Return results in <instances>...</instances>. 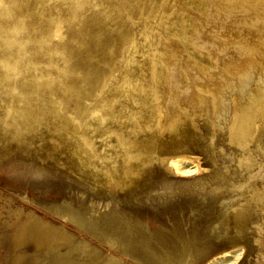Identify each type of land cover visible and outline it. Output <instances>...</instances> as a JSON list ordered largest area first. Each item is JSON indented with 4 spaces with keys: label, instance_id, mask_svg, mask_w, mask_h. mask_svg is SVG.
<instances>
[{
    "label": "rangeland",
    "instance_id": "374dc122",
    "mask_svg": "<svg viewBox=\"0 0 264 264\" xmlns=\"http://www.w3.org/2000/svg\"><path fill=\"white\" fill-rule=\"evenodd\" d=\"M24 1H28V5ZM24 1H22L24 3V10L32 11L25 15V19H23L25 27L20 28V32L16 38L32 37L25 43L26 54L20 60H17L15 55L10 54V65L5 64L1 59H4L6 55H9L17 47L15 44L8 45L5 41L16 33L12 28V24H20V21L18 20V23H14L13 19L5 14L3 6L0 4V144H3L0 145V150L6 148L4 150L5 152L0 151V264H264V124H262L264 123V109L262 106L264 105V98L260 99L262 101H260L261 104L258 106V109H249L246 111L247 113L245 112L250 121L248 130L251 127V131H249L250 133H254V135H249L246 131L245 138L242 136L235 138L232 131H230V120L233 113L230 105H227V101L231 102L233 100V94L240 91V89L242 90V87L247 85L250 80V78H247L243 74L244 70L239 65L243 63L242 66H245L243 61L241 63V60H244L242 57L246 58V61H244L247 67L253 69L251 66L255 68L261 61V67L262 69L264 68V61H262L264 59L262 57L264 56V18L262 19V16L264 17V15L258 9L259 7L254 8L257 5L252 2L251 4L248 3V6L245 4L246 8H248L246 10H242V7L234 5L232 6L233 8L230 7L231 11L228 6L223 5V7H220L219 4L210 3L212 0H205L210 4L204 1L205 8L196 7L186 0H166L163 4L155 6L146 17L128 15V12L125 11L119 16L120 18L117 17V19H114L116 21H120V19L127 21L128 16H131V19L129 17L131 23L128 20L126 26L127 28L131 26L129 28L130 32H133L132 35L137 38L133 36L138 43L137 47L139 49L135 47L137 49L134 48L135 50L132 53H129L131 48L126 50L127 53L122 57L123 59L121 58L119 68L117 67L118 70L109 79V84L107 83L106 87L110 91L106 88L103 91L105 94L103 93L100 99L106 98L109 94L113 95L114 90L115 94H120L115 86L118 83H123L126 66L133 68V72L137 75L136 77L143 78L142 80L146 81L153 70L152 59L154 57L152 54L157 52L156 54L160 55L159 53L163 52L161 53L163 57L158 56V58L168 60V62L164 60L163 64L165 65L163 66L166 73H168L167 75H169L167 79L169 82L167 80L165 81L163 84L165 89L162 88L161 95L156 97L158 99L152 101V103H156L155 105L158 110L160 109L159 112L161 113V115L157 116L159 120L157 119L156 121L158 122V124L156 123V129L159 131L162 128L160 129L162 131H159L161 135L162 132L165 133L167 131L161 139L163 141L166 140L168 143H173L177 140L168 133L170 129L163 130L165 128L163 124L165 126L169 125L172 117L177 113L176 109L178 107H181V109L185 107V110L189 108L187 110L189 112H197L194 116L195 124H192V128L197 132H194L188 137L186 146L181 145L178 151L164 152L160 150V152L158 150L160 153H155L156 155H154L153 161L144 165V175H141L140 180L131 181L127 179L126 181L125 178L127 177H121V170V172L119 171L117 173L119 176L114 174V176L110 175L111 177L108 176L109 174L107 172H104L111 168V165L114 166V164L117 167H121L123 161L122 156L119 157L120 153H123L122 147L118 145L115 133H108L107 131L115 127L119 128V126L127 129L131 125V120H128L129 118L125 115L126 113H135V116L132 117L134 118L132 120L133 122L145 123L148 120V111L150 110L146 108L154 104L149 103L148 106L143 107L141 103L135 102L134 100L136 98L134 97L137 96V91L135 92L134 88L135 81L128 80L122 86L126 90L127 95L125 96V93L120 94L122 96L118 95L119 98L115 104L116 111L119 106L122 107L119 108L122 110L117 111V113L120 111L118 113L119 117L123 116L122 122L121 118L117 116L118 118L116 119H107L101 125L97 115L95 117L91 114L85 116V120L87 118L90 121L88 123L86 120V131L89 136L92 133L90 137H93L94 145L98 148L99 152L101 151L100 155H103V157L101 155L102 158L95 156L91 159L87 156V159L85 158L86 154H84V158H81L85 159L87 164L81 166L79 158H76L78 157L77 154H74L73 151V148L78 144L75 139H72L73 141L75 140V144L65 143L59 146L61 149L57 148L55 149L56 151H51V143L55 144L59 138V130L53 133L56 129L53 127L61 121L59 119L61 116L58 117L54 112L59 105L56 99L61 95L60 89L63 85L62 80L58 79L60 77L59 66L65 64L69 50L65 53L55 50L48 51L47 42L36 40L39 34L55 26L56 17L65 23L62 32H66L61 36L54 37L51 40V44L65 41V39L68 40L69 37L71 39L68 40L69 46L72 45L74 47L75 45L82 44L84 39L78 42V40L71 37V31L76 30L88 15L89 17L97 15L107 23L109 28L112 26L111 34L112 32L114 33V26L116 27L114 23L116 24V22L112 18L108 20V16L110 17L108 14L112 11L110 2H113V0H82L84 2L82 6H75L72 0H52L51 2L50 0H47L48 2L43 0L44 5L41 0H33V2L31 0ZM37 2H40V7ZM207 5L211 7L206 9L208 7ZM14 6L18 7V4L16 3ZM31 6H38L39 9H37L38 7L33 8ZM236 9L239 10V15ZM194 10L197 12L193 13ZM247 10H251L252 12H248ZM220 11L224 12L223 14L227 13L225 14L227 18H224V15ZM228 11L235 15L228 13ZM101 12H105L107 15ZM210 12L213 13L210 15L212 18L207 15ZM89 13H92V15ZM214 14L218 15L220 20ZM123 15L124 18L121 17ZM196 15L198 16L196 17ZM182 16L186 18V27L188 34H190L187 39L188 45L186 43L187 41L184 42L180 37L175 36L172 30L174 26L169 29L166 28V20L163 19L169 18V20L180 21ZM205 16L207 18H204ZM238 17L241 18L239 19ZM201 19H207L208 21L202 22ZM49 21H52V23ZM111 22H113V25L110 24ZM161 25L162 27H160ZM201 26L204 29L207 27L205 29L208 30L207 33L211 31L206 34V31ZM162 29L166 30L163 32ZM201 30H203L204 34ZM93 32V27H90L88 30L89 36ZM168 32H170V35H168ZM163 33H165V36ZM200 36L203 37L201 38ZM207 36L208 38H206ZM207 39L214 44L210 43ZM256 39L258 40L255 41ZM189 40L191 41V45H189ZM203 40H207L205 43H208L205 44ZM229 40L231 41L229 42ZM251 40H254L258 44ZM259 40L263 43L261 41L258 42ZM149 42L150 45L156 44L151 46L152 50H150ZM169 43L173 47L172 50ZM233 44L235 47H232L234 46ZM41 45L43 47L40 48ZM147 45H149V49ZM155 46L160 49L159 52ZM186 46H190V50ZM221 47L224 52L221 50ZM228 48H231V50L229 49L231 53ZM235 48L239 55L233 51ZM153 49L157 51L155 52ZM245 50L246 53L248 51L250 57L245 53ZM150 51L153 52L149 53ZM192 51L195 53L198 51L204 54L206 53L208 59L206 58V61L203 62L205 63L204 65L197 63L194 52ZM221 51L223 57L221 56ZM243 51L244 53H242ZM252 51L257 52V54L255 52L252 53ZM261 51H263L262 54H260ZM175 52H179L177 53L178 55ZM172 53L175 54L173 55ZM130 55L134 58V61L128 60ZM181 55L185 59L188 57V59L185 60ZM217 55L218 57L220 55L219 60ZM251 55L254 58L253 56L251 58ZM261 57L263 59L260 60ZM150 58L152 59L149 60ZM220 58L223 60H220ZM238 58H240V63ZM51 59L55 60L54 63L50 61ZM177 59L180 61H177ZM96 60L99 62L98 57ZM169 60L172 61L171 65L169 64ZM248 60L251 61V66ZM235 61L237 66L234 63ZM221 62H226L225 65L228 64L230 66L234 63L235 68L237 67L241 70L233 68L234 65L232 67L226 65V68L228 67L230 69L223 67L226 70L225 72L222 70L223 64ZM181 64H184V67H182L184 70L179 67L182 66ZM204 66L205 68H203ZM259 66L257 67L258 69L255 68L253 70H261ZM139 67L140 71L138 70ZM247 67L244 68L246 69ZM6 72H9V76H6ZM231 74L234 76H231ZM225 75H230L231 77L229 78V76L226 77ZM170 77L172 79L176 77L175 81L177 83H174L176 90L174 88L170 91L166 90L169 88L171 82L172 84L175 82L173 81L174 79L171 81ZM192 77L194 78V84H206L208 89L212 90L206 91V93L201 92L205 94L201 95L206 100H209L211 94H216L217 96H215L221 102L222 107L223 104L225 105L224 109L221 107L219 110V116H217L218 119H216V127L214 130L208 124L210 123V119H207V123V116L205 113L201 114V108H198V97H195L197 96L195 94L196 89L193 87L194 84L191 83ZM236 77L243 78L241 80L238 78V81ZM178 80L182 83L178 84ZM11 84L12 86H10ZM252 84L256 85L254 83ZM15 85L17 90L12 88ZM209 85L212 87L210 86L209 88ZM178 87L182 88L179 89ZM181 89L186 91L185 94L187 91L192 92L189 93L190 96L189 94L187 95L188 99L186 97H184L185 99H181V102L184 101L183 103L178 101L177 103L175 98L178 93L182 95L181 92L183 90L181 91ZM226 89L229 91H226ZM173 90L175 91L173 92ZM193 90H195V93ZM165 95H167V98H163ZM191 96L192 98L194 97V100L195 98L197 99L196 101L193 100L194 103L196 102V106L198 105L197 107L194 106V103L192 105ZM17 97L21 99L17 101ZM129 97L132 99V102ZM92 98L93 96L91 95L85 96L83 97V101L86 104L91 101L90 104H92ZM206 100L205 102H207ZM158 101L163 104L161 105ZM185 102L186 104H184ZM190 102L192 105L190 106L191 108L189 107ZM233 102L235 101L233 100L231 103ZM25 105L34 108L43 107L47 112L43 119L35 123L29 130L25 128V125H22L24 123H21L20 131L23 134L22 137L20 136L21 138L19 137L20 134L16 135L14 139L12 136L15 135H10L11 137L8 135L10 138L7 140L8 137L3 136H6L11 130L15 131L17 128L12 121L16 119V121L23 122L22 116L20 115ZM163 105H165L164 108ZM168 106H170V109H168ZM259 107L262 109V115L260 112V114L258 113V110L260 111ZM135 108H137L136 111ZM140 109L144 111H141L143 115L140 113ZM171 109L173 110L172 112ZM137 111L139 112L136 113ZM253 112L254 117L252 115ZM56 119L59 120L57 121ZM116 120H118V123ZM6 121H10V124L8 125ZM51 122L56 123L53 125ZM255 122L257 125H253ZM137 127L135 134H138V136L149 133L146 129L144 131L143 128L141 130V127ZM139 128L141 131L138 130ZM243 134L241 132V134L238 133L237 135ZM28 137L31 138L30 143ZM16 139H18V143ZM20 139L23 140V143ZM33 140L35 143H32ZM36 141L38 142L36 143ZM12 142L14 145H17L16 148ZM7 145H9V148ZM20 146L22 150H20ZM67 150L70 151L68 152ZM25 151H28V153ZM42 154L44 155L42 156ZM71 155H74L76 160ZM61 158H65V160ZM109 164L111 165L109 166ZM94 165L100 169L98 170ZM84 167L86 169L85 171ZM89 168L90 171H88ZM101 171L107 177L104 178L103 174L102 176L101 174L99 175L98 173H102ZM90 172H93V174ZM150 175L154 176L151 177ZM98 176L100 178H97ZM109 177L110 179L113 177L111 181ZM99 179L102 181H99ZM105 179L109 182H105ZM133 183L134 186L132 187L130 184L133 185ZM119 184L121 188L118 187ZM127 189L129 190L127 191ZM25 231H28L27 234Z\"/></svg>",
    "mask_w": 264,
    "mask_h": 264
},
{
    "label": "bare ground",
    "instance_id": "6f19581e",
    "mask_svg": "<svg viewBox=\"0 0 264 264\" xmlns=\"http://www.w3.org/2000/svg\"><path fill=\"white\" fill-rule=\"evenodd\" d=\"M22 1H24V0H9V1H6V0H0V4L3 6V9H4V11H5V14L9 17V18H11V19H13V21H14V23H18L17 21L19 20L20 22V24H12V28L16 31V33L14 34V36H12V37H10V38H8V39H6V43L8 44V45H11V44H15L16 45V47L17 48H15V50L14 51H11L10 53H9V55H6L5 56V58L4 59H1L5 64H7V65H10L11 64V62H10V60H9V58H10V54L11 55H15V58L17 59V60H20L25 54H26V48H25V43L32 37V36H28V37H26V38H16V36L18 35V33L20 32L19 30H20V28L22 29L23 27H25V25H24V21H23V19H25L24 17H25V15H27L29 12H31V11H29V10H24V3L22 2ZM30 1V0H29ZM32 2H33V0H31ZM38 1V0H37ZM43 0H41V2H42ZM47 1V0H46ZM52 0H50V2H51ZM73 1V3L75 4V6H77V5H81L82 6V4L84 3L82 0H72ZM109 1V0H108ZM166 0H113V2L111 3L110 2V6L112 7L111 9H112V11H110L111 13L110 14H108V15H110V17L108 16V20H109V18H112V20H114V19H117V17H119L120 15H122L125 11L126 12H128V15L130 14V15H139V17H146L147 16V14H149V12L155 7V6H157V5H161V4H163L164 2H165ZM186 1H188L190 4H192V5H194V6H196V7H201V8H205V0H186ZM205 1V2H204ZM209 1V0H208ZM207 1V2H208ZM24 2H26V1H24ZM28 2V1H27ZM27 2H26V4H27ZM45 2V1H44ZM48 2V1H47ZM185 2V1H184ZM206 2V3H207ZM252 2H254V4L255 5H257V7L256 6H254V8H258L259 10H261L262 11V14L264 15V1L263 0H240V1H238V0H212V1H210V3H215V4H219L220 5V7L222 6L223 7V5L224 6H228L229 7V9L231 10V8L230 7H232V6H234V5H237V6H239V7H242V10L243 9H248V8H246V5L248 4V3H252ZM18 4V7H16V6H14V4ZM34 3H35V1H34ZM37 3H39V7H40V2H37ZM43 3V2H42ZM46 3V2H45ZM187 3V2H186ZM209 3V2H208ZM209 3V4H210ZM29 4H30V2H29ZM33 4V3H32ZM244 4V5H243ZM246 4V5H245ZM249 4V5H250ZM28 5V4H27ZM27 5H25V6H27ZM34 5V4H33ZM35 5H36V3H35ZM42 5V4H41ZM43 5H44V3H43ZM97 5H98V3H97ZM191 5V6H192ZM37 6V7H38ZM193 6V7H194ZM208 7L206 8V9H209V7H211L210 5H207ZM212 6H213V4H212ZM248 6V5H247ZM31 7H33V6H31ZM37 7H33V8H37ZM39 7L37 8V9H39ZM190 7V6H189ZM238 7V9L240 10V8ZM252 7H253V5H252ZM261 7H263V8H261ZM57 8V7H56ZM195 8V7H194ZM213 9H214V7H212ZM226 8V7H225ZM233 8V7H232ZM29 9V8H28ZM31 9V8H30ZM36 9V10H37ZM200 9V8H199ZM211 9V8H210ZM228 9V8H227ZM251 9V8H250ZM60 10V9H59ZM221 10H222V8H221ZM225 10V9H224ZM229 10V11H230ZM234 10H235V7H234ZM233 10V11H234ZM237 10V9H236ZM239 10H237L238 11V15H239ZM61 11V10H60ZM211 11H213V10H211ZM225 11H227V10H225ZM228 11V13H232V12H229ZM232 11V10H231ZM248 11V10H247ZM246 11V12H247ZM249 11H251V10H249ZM248 11V12H249ZM58 12V11H57ZM194 12H197V11H193V13ZM202 12V11H201ZM204 12H207V11H204ZM203 12V13H204ZM214 12V11H213ZM217 12H218V10H217ZM221 12V14H223L224 12H222V11H220ZM243 12V11H242ZM247 12V13H248ZM252 12V11H251ZM257 13H258V11H256ZM101 13H104L105 14V12H101ZM100 13V14H101ZM199 13V12H198ZM197 13V14H198ZM209 13V12H208ZM215 13H216V11H215ZM244 13V12H243ZM31 14V13H30ZM29 14V15H30ZM58 14V13H57ZM89 14H91L92 15V13H89ZM96 14V13H95ZM211 14H213L212 12H210V14H207V15H211ZM218 15H219V13H217ZM225 14H227V13H225ZM225 14H223L224 15V18L226 17V15ZM250 14V13H249ZM59 15V14H58ZM90 15V16H91ZM93 15H94V12H93ZM105 15H107V14H105ZM127 15V14H126ZM167 15V14H166ZM206 15V14H205ZM215 15V14H214ZM214 15H212V16H214ZM218 15H215V16H218ZM231 15V14H230ZM229 15V16H230ZM232 15H235V14H233L232 13ZM241 15V14H240ZM248 15V14H247ZM253 15V14H252ZM258 15V14H257ZM56 16V15H55ZM198 15H196V17H197ZM200 17H202L201 15H199ZM214 16V17H215ZM228 16V17H229ZM236 16H237V12H236ZM243 16H244V14H243ZM249 16V15H248ZM250 16H251V14H250ZM262 16V15H261ZM52 17V16H51ZM53 17H54V15H53ZM122 18H124V15L123 16H121ZM129 17H130V19H131V16H128V20H129ZM167 17H168V15H167ZM199 17V18H200ZM211 17V16H210ZM209 17V18H210ZM213 17V19H215ZM219 17V16H218ZM217 17V18H218ZM223 17V16H222ZM233 17H235V16H233ZM251 17H253V16H251ZM260 17V16H259ZM258 17V18H259ZM57 19H55V26L54 27H51L50 29H48V30H44L45 32H43L42 34H39V36L36 38V40L37 41H41V42H47L48 43V51H50V50H55V51H58V52H61V53H65L67 50H69L68 51V54H67V58H66V61H65V64L63 65V66H59V78L58 79H60V80H62V86H61V95L59 96V98H57L56 99V101L59 103V105H58V107H57V110L56 111H54L55 112V114H57V116L59 117V116H61V117H59V119L61 120L60 122H58L53 128H56L54 131H53V133H55V131L56 130H59V138H58V140H56V141H58V142H54L55 144H53V143H51L52 144V146H51V149L50 148H48V149H50L51 151H56L55 149H57V148H59V149H61L59 146H62L63 144H65V143H71V144H75L74 142H75V140H76V143H78L74 148H73V151H74V154L76 153L77 154V156L78 157H76V158H79V161H80V163H81V166L83 165H86L87 163H86V160L85 159H82V158H84V154H86V157L85 158H87V156L89 157V158H91V159H93L95 156L97 157L98 156V158H99V156L101 157V155H100V153H101V151L99 152V150H98V148H96V146L94 145V142H93V137L91 138L90 136H91V134H90V136H89V134H88V132L86 131V120H87V118H86V120H85V116H87V115H89V114H91V115H94L93 117H95V115H97L98 116V120H99V122L101 123V125H102V123L103 122H106V120L107 119H116V118H118L119 116H118V113L120 112H118L117 113V111L118 110H122V109H119L121 106H119V108H118V110L116 111L115 110V104H116V101L118 100V95H120V94H123V93H125V96L127 95V93L125 92L126 90L125 89H123L122 88V86H123V83H125L126 81H128V80H133V81H135V84H134V88H135V92L137 91V96L136 97H134V98H136L134 101L135 102H138V103H141V105L143 106V107H146V105L148 106L149 105V103H152V101L153 100H155V99H158V98H156V97H159L160 95H161V93H162V88L163 89H165L164 87L165 86H163V84L165 83V81L169 78V75H167L168 73H166V70H165V68H164V66L163 65H165V64H163V62H164V60L166 61V59H163L162 58V60H161V56H162V54L161 53H163V52H160L159 54L160 55H157L156 53H154V54H152L153 55V59L152 58H150L149 60H153V70H152V72H151V74L149 75V78H147V80L146 81H144V80H142L143 78H138V77H136L137 75L135 74V72H133V68H131L130 66H126L127 68H126V72H124L125 74L123 75V83L122 84H119L118 83V85H116L115 86V88H116V90H118L119 92H120V94H118V93H116L115 94V90H114V93H113V95L112 94H109V96L107 95H105L106 96V98H104V99H100V97L103 95V91L107 88L106 86H107V83L109 84V79L112 77V76H114L115 75V73H116V71L118 70L117 69V67L119 66V64L121 63L120 62V60H122L123 58L122 57H124L125 56V53H127L126 52V50H128V49H130L131 48V50H129L128 52L129 53H132V51L133 50H135V49H137L138 47V43H137V41H136V37L134 36V35H132V33L130 32V27L131 26H129V28H127V26H126V22H128V20L127 21H124V20H121L120 19V21H116V20H114L115 22H116V24L114 23V25H116V27L114 26V29H113V31H114V33L112 32V34H111V28H112V26H110V24H112L113 22H111L110 24H109V26H110V28L107 26V23L106 22H104V20H101L97 15L96 16H91V17H89V15H88V17L86 18L85 17V19L82 21V23H81V25H79L78 27H77V29L76 30H74V31H71V37H73V38H75L76 40H78V42L79 41H81V40H83L84 39V41L82 42V44H78V43H76V44H78V45H75L74 47L71 45V46H69L68 45V40H71L70 39V37H69V39L68 40H66L65 39V41H60V42H55L54 44H51V40L54 38V37H56V36H61L62 34H64L63 32H62V29H63V27H64V25H65V23L60 19V18H58V17H56ZM120 18V17H119ZM132 18H133V16H132ZM163 18V17H162ZM172 18V17H171ZM204 18H207L206 16L204 17ZM212 18V17H211ZM227 18V17H226ZM236 18V17H235ZM239 18V17H238ZM241 18V17H240ZM239 18V19H240ZM257 18V17H256ZM264 17L262 16V19H263ZM32 19V18H31ZM52 19H54V18H52ZM103 19V18H102ZM164 20H166L165 22H166V28H171L172 26H174V29H172L173 31H174V34H175V36H178V37H180L181 38V40L182 41H184V42H186L187 41V39H188V37H189V35L190 34H188V31H187V27H186V18L185 17H183L182 16V19L180 20V21H174V20H169V18L168 19H165V18H163ZM219 20H220V17L218 18ZM223 19V18H222ZM250 19V18H249ZM249 19H248V21H249ZM47 20H49V19H47ZM51 20V19H50ZM133 20V19H132ZM131 20V21H132ZM162 20V19H161ZM202 20V19H201ZM207 20V19H206ZM206 20H202V22L203 21H206ZM236 20H238V19H236ZM252 20V19H251ZM255 20V19H254ZM258 20V19H257ZM260 20H261V18H260ZM163 21V20H162ZM208 21V20H207ZM210 21V20H209ZM211 21H213L212 19H211ZM259 21V20H258ZM48 22V21H47ZM49 22H51L52 23V21H49ZM109 22V21H108ZM129 22H130V20H129ZM164 22V23H165ZM199 22V21H198ZM201 22V23H202ZM131 23V22H130ZM163 23V24H164ZM197 23V22H196ZM200 23V22H199ZM205 23H207V22H205ZM128 24V23H127ZM209 24H210V22H209ZM49 25V24H48ZM113 25V24H112ZM129 25V24H128ZM131 25V24H130ZM207 25V24H206ZM205 25V26H206ZM44 26V25H43ZM46 26V25H45ZM68 26V25H67ZM66 26V27H67ZM164 26V25H163ZM199 26H200V24H199ZM202 26H203V24H202ZM201 26V27H202ZM47 27V26H46ZM90 27H93V33L91 34V36H89V34H88V30H89V28ZM160 27H162V25L160 26ZM158 28V27H157ZM203 28V30L204 31H206V34H208L207 33V31L208 30H205L204 29V27H202ZM68 29V28H67ZM66 29V30H67ZM161 29V28H160ZM201 29V28H200ZM166 30V29H165ZM164 29H162V31L164 32L165 31ZM203 30H201L202 31V33H203ZM158 31V30H157ZM162 31H161V33H162ZM172 31V32H173ZM200 31V30H199ZM42 32V31H41ZM70 32V31H69ZM160 32V31H159ZM158 32V33H159ZM169 34L168 35H170V32H168ZM164 34V36H165V33H163ZM172 34V33H171ZM204 34V33H203ZM254 34V33H253ZM256 34V33H255ZM67 35V34H66ZM162 35V34H161ZM160 35V36H161ZM202 35V34H201ZM251 35H252V33H251ZM69 36V35H68ZM136 38H134V37ZM206 36V35H205ZM255 36V35H254ZM254 36H252V37H254ZM64 37H67V36H64ZM201 37V36H200ZM203 37V36H202ZM201 37V38H202ZM256 37V36H255ZM254 37V38H255ZM68 38V37H67ZM198 38H199V36H198ZM206 38H208V36L206 37ZM205 37H204V39H206ZM253 38V39H254ZM257 38V37H256ZM252 39V38H251ZM64 40V39H63ZM208 40V39H207ZM206 40V41H207ZM226 40V39H225ZM234 40V39H233ZM232 40V41H233ZM258 39H256L255 41H257ZM173 41V40H172ZM177 41V40H176ZM206 41H204L203 40V42L205 43ZM209 41V40H208ZM231 40H229V42H230ZM251 41H254V40H251ZM254 41V42H255ZM261 40H259L258 42H260ZM264 41V40H263ZM139 42V41H138ZM175 42V41H174ZM189 42H190V44L189 45H191V41L189 40ZM210 42V41H209ZM226 42V41H225ZM224 42V43H225ZM238 42V41H237ZM241 42V41H240ZM248 42H250V41H248ZM153 43V42H152ZM173 43V42H172ZM176 43V42H175ZM174 43V44H175ZM178 43H180V42H178ZM187 43V45H188V41L186 42ZM203 43V44H204ZM208 43V42H207ZM207 43H205V44H207ZM210 43H212V44H214L212 41L210 42ZM216 43V42H215ZM232 43V42H231ZM234 44H235V42H233ZM255 43H257V42H255ZM261 43H263L262 41H261ZM147 44V43H146ZM145 44V45H146ZM149 45H150V42L148 43ZM170 44V43H169ZM174 44H173V46H174ZM233 44V45H234ZM239 44V43H238ZM242 44V43H241ZM252 44V43H251ZM258 44V43H257ZM260 44V43H259ZM50 45H52V46H50ZM149 45H147V47L149 46ZM152 45H156L155 43L154 44H152ZM152 45H150V47L152 46ZM176 45V44H175ZM178 45V44H177ZM185 45V44H184ZM211 45V44H210ZM228 45V44H227ZM244 45V44H243ZM243 45H240V46H243ZM246 45H247V43H246ZM246 45H244V46H246ZM253 45V44H252ZM255 45V44H254ZM165 46V45H164ZM179 46H181V45H179ZM178 46V47H179ZM208 46V45H207ZM243 46V47H244ZM256 46H258V45H256ZM261 46V45H260ZM264 46V45H263ZM41 47H43V45H41L40 46V48ZM135 47H137V48H135ZM141 47V46H140ZM156 48H157V46H155ZM168 47V46H167ZM166 47V48H167ZM170 47H171V44H170ZM169 47V48H170ZM187 47V46H186ZM212 47V46H211ZM227 47V46H226ZM228 47H230V46H228ZM232 47H235V45L234 46H232ZM237 47V46H236ZM247 47V46H246ZM252 47H254V46H252ZM259 47V46H258ZM135 48V49H134ZM154 48V47H153ZM188 48V50H190V46H188L187 47ZM209 48V47H208ZM239 48H241V47H239ZM249 48H250V46H249ZM248 48V49H249ZM139 49V48H138ZM148 49H149V47H148ZM158 49V48H157ZM173 49V47H171V50ZM175 49V48H174ZM214 49V48H213ZM219 49V48H218ZM231 50V48H228V50ZM238 49V48H237ZM242 49H244V48H242ZM257 49V48H256ZM255 49V50H256ZM260 49V48H259ZM261 49H262V46H261ZM260 49V50H261ZM150 50H152V47L150 48ZM162 50V49H161ZM164 50H166L165 48H164ZM167 50H170V49H167ZM176 50H177V48H176ZM221 50H222V47H221ZM230 50H229V52H230ZM233 50V49H232ZM238 50H241V49H238ZM247 50V49H246ZM246 50H245V53H246ZM253 50V49H252ZM258 50V49H257ZM259 50V51H260ZM149 51V50H148ZM160 51V49H158V52ZM175 51V50H174ZM213 51H216V50H213ZM223 51V50H222ZM222 51H221V56H222ZM233 51H235V53H237L236 52V48L233 50ZM242 51V50H241ZM264 51V50H263ZM263 51H261V53L260 54H262V52ZM146 52H147V50H146ZM153 52V51H152ZM151 51L149 52V53H152ZM171 52V51H170ZM189 52H191V51H189ZM192 52H194V51H192ZM224 52V51H223ZM253 52H255V51H252V53ZM165 53V52H164ZM176 53V52H175ZM175 53H172L173 55L175 54ZM177 53H179V52H177ZM176 53V54H177ZM219 53V52H218ZM231 53V52H230ZM229 53V54H230ZM239 53H240V51H239ZM242 53H244V51L242 52ZM251 53V52H250ZM180 54H181V52H180ZM215 54V53H214ZM217 54V53H216ZM229 54H228V56H229ZM238 54V53H237ZM247 55H248V51H247V53H246ZM255 54H257V52H255ZM178 55V54H177ZM184 55H185V53H184ZM194 55H195V59H196V61H197V63H199V64H202V65H204L205 63H203L204 61H206V58H207V56H206V53L204 54V53H202V52H200V51H198V52H194ZM239 55V54H238ZM241 55V54H240ZM247 55H245V56H247ZM258 55H259V53H258ZM264 55V54H263ZM158 56H160L159 58H158ZM181 56H183V55H181ZM180 56V57H181ZM225 56H226V54H225ZM227 56V57H228ZM234 56V55H233ZM232 56V57H233ZM236 56V55H235ZM243 56V55H242ZM242 56H240V57H242ZM249 56V55H248ZM252 56L253 55H251V58H252ZM255 56H257V55H255ZM261 56V55H260ZM98 57V60H99V62H97V60H96V58ZM163 57V56H162ZM173 57V56H172ZM178 57V56H177ZM180 57H179V59H180ZM217 57H218V55H217ZM219 57H220V55H219ZM219 57H218V60H219ZM223 57V56H222ZM229 57H231V55L229 56ZM250 57V56H249ZM248 57V58H249ZM259 57V56H258ZM262 57H264V56H262ZM260 58V60L261 59H263V58ZM122 58V59H121ZM170 58V57H169ZM182 58V57H181ZM183 58H184V56H183ZM251 58H249V59H251ZM253 58H254V56H253ZM179 59H177V61L179 60ZM185 59V58H184ZM187 59H188V57H187ZM187 59H185V60H187ZM208 59V58H207ZM222 58H220V60H221ZM224 59H225V57H224ZM233 59H234V57H233ZM237 59V58H236ZM235 59V60H236ZM239 59V63H240V58H238ZM242 59H246L245 57L243 58L242 57ZM256 59H257V57H256ZM128 60H131V61H134V58H132V56L130 55V57H129V59ZM181 60V59H180ZM179 60V61H180ZM185 60H184V62H185ZM223 60V59H222ZM244 60H241V63H242V61L244 62V64H245V66H242L243 65V63L242 64H239V65H241V68H243V70H244V72H243V74L245 75V76H247V78H250V80H249V83L247 84V85H244L243 87H242V90L240 89V91H238V92H236V93H234L233 94V100L235 101V102H233V103H231V102H228L227 101V105H230V108L232 109V113H233V116L231 117V120H230V131H232V133L234 134V137L236 138V137H238V136H242L243 138H245V136H246V133L248 132L249 133V135L250 134H253L254 135V133H250V129H251V127H250V131L248 130V126H249V123H250V121H249V119L247 118L248 116H247V110H249V109H255V108H257L258 109V106L261 104V102L260 101H262V100H260L261 98H264V68L262 69V67H261V61H260V66H259V68L261 69V70H258V71H256L258 68V66L257 67H255V68H257L256 70H253V69H255L254 68V66H251V61H249V64H250V66L251 67H253V69H251L250 67H247L246 66V63H245V61ZM51 62H53L54 63V59H51L50 60ZM119 61V62H118ZM170 61V60H169ZM176 61V62H177ZM189 61V60H188ZM187 61V62H188ZM226 61V60H225ZM231 61V60H230ZM252 61H254V62H256L255 60H252ZM262 61H264V59L262 60ZM148 62V61H147ZM166 62H168V60L166 61ZM165 62V63H166ZM171 62L172 61H170L169 62V64L171 65ZM183 62V61H182ZM183 62V63H184ZM187 62H186V64H187ZM209 62V61H208ZM227 62V61H226ZM226 62H224V63H222L223 64V66H222V68L224 67V68H226V65L227 66H230V65H228V64H226L225 65V63ZM229 62V61H228ZM232 62V61H231ZM230 62V63H231ZM258 62V61H257ZM149 63V62H148ZM150 63H152V62H150ZM219 63H220V61H219ZM234 63H236V61L234 62ZM234 63H233V65H234ZM259 63V62H258ZM147 64V63H146ZM167 64V63H166ZM173 64V63H172ZM178 64V63H177ZM176 64V65H177ZM185 64V63H184ZM184 64H181L182 66H179L180 68H182V67H184L183 65ZM232 64V63H231ZM249 64H248V66H249ZM255 64H257V63H255ZM255 64H253V65H255ZM148 65V64H147ZM232 65V66H233ZM178 66V65H177ZM232 66H230V67H232ZM236 66H237V63H236ZM262 66H263V64H262ZM141 67V66H140ZM140 67H139V71H140ZM147 67V66H146ZM149 67V66H148ZM152 67V66H151ZM175 67V66H174ZM244 67H247L246 69L244 68ZM264 67V66H263ZM119 68V67H118ZM135 68V67H134ZM176 68V67H175ZM178 68V67H177ZM189 68V67H188ZM203 68H205V66L203 67ZM224 68L222 69V70H224ZM228 68V67H227ZM226 68V69H227ZM233 68H235V65L233 66ZM237 68V67H236ZM235 68V69H236ZM148 70L150 69V68H147ZM146 69V70H147ZM228 69H230V68H228ZM238 70H241V69H239V68H237ZM137 70V71H138ZM151 70V69H150ZM173 70H176V69H173ZM181 70V69H180ZM182 70H184V68H182ZM233 70V69H232ZM169 71V70H168ZM167 71V72H168ZM177 71V70H176ZM225 72H226V70H224ZM228 71V70H227ZM142 72H143V70H142ZM150 72V71H149ZM179 72H181V71H179ZM178 72V73H179ZM225 72H223V73H225ZM145 73V72H144ZM143 73V74H144ZM170 73V72H169ZM182 73H183V71H182ZM188 73V72H187ZM191 73V72H190ZM212 73V72H211ZM137 74H138V72H137ZM141 74V73H140ZM146 74V73H145ZM209 74V73H208ZM139 75V74H138ZM6 76H9V72H6ZM146 76V75H145ZM181 76H183V75H181ZM226 77H228L229 76V78L231 77V76H234V75H232L231 74V76L230 75H225ZM142 77H144L143 75H142ZM172 77H173V75H172ZM225 77V78H226ZM171 78V77H170ZM237 79L239 78L240 79V77H236ZM243 78V77H242ZM241 78V79H242ZM144 79H146V78H144ZM174 79V78H173ZM172 78H171V81L173 80ZM175 79H176V77H175ZM175 79L173 80V81H175ZM182 79V78H181ZM239 79H238V81H239ZM240 79V80H241ZM194 78L192 77V82L191 83H195L194 81ZM210 80V79H209ZM232 80V79H231ZM236 80V79H235ZM23 81H26V80H23ZM54 81V80H53ZM168 81V80H167ZM179 81V80H178ZM230 81V80H229ZM51 82V81H50ZM49 82V83H50ZM61 82V81H60ZM169 82V81H168ZM231 82H233V81H231ZM56 83V82H55ZM54 83V84H55ZM174 83H177L176 81L175 82H173V84H172V82L170 83V86H169V88L168 89H166V90H171L172 88H176V87H174L175 86V84ZM180 83H182V82H180L179 81V83L178 84H180ZM252 83H254V84H256V85H253ZM15 84V83H14ZM169 84V83H168ZM167 84V85H168ZM172 84V85H171ZM207 84H209V83H207ZM16 85H18L17 83H16ZM16 85L15 86H13L12 88L14 89V90H17V87H16ZM51 85V84H50ZM166 85V86H167ZM10 86H12V84L10 85ZM163 86V87H162ZM178 86V85H177ZM180 86V85H179ZM183 86V85H182ZM210 86L211 85H209V88H210ZM50 87H52V86H50ZM60 87V86H59ZM111 87V86H110ZM114 87V86H113ZM184 87V86H183ZM193 87H195V89H196V91L195 90H193V92L195 93V94H197V96H195L194 94V96L195 97H198V100L195 98V100H194V97L192 98V96H191V98H192V105H194L195 107H197L196 106V102L194 103L193 102V100L194 101H198V103L197 104H199V106H198V108L200 109L201 108V114H203V113H205V115L207 116V118H206V121H207V119L209 118L210 119V123H208V121H207V123L209 124V125H211L212 126V130H214L215 129V127H216V119H218L217 118V116H219V110H220V108L222 107V104H221V102L219 101V99L216 97L217 95L216 94H211L209 97V100L207 99H205V97L203 96V95H205V94H203V93H201V92H205L206 93V91H209L210 89H208V87L206 86V84H194V86ZM212 87V86H211ZM179 88V87H178ZM180 88H182V87H180ZM179 88V89H180ZM108 89V88H107ZM114 89V88H113ZM112 89V90H113ZM184 89V88H183ZM183 89H181V91L183 90ZM214 90H215V88H213ZM222 89H224V88H222ZM109 90V89H108ZM176 90V89H175ZM175 90H173V92L175 91ZM184 90H186V89H184ZM183 90V92H181L182 93V95H180V93H178L177 94V97L175 98L176 99V102L178 101V102H181V99H183L184 97H186V99H188L187 98V95L190 93V92H192V91H187V93L185 94V92L186 91H184ZM13 91V90H12ZM107 91V90H106ZM110 91V90H109ZM117 91V92H118ZM168 91V92H169ZM210 91H212V90H210ZM216 91V90H215ZM224 91V90H223ZM226 91H229V90H227L226 89ZM177 92H179V91H177ZM176 92V93H177ZM110 93V92H109ZM175 93V94H176ZM208 93H210V92H208ZM207 93V94H208ZM213 93H214V91H213ZM217 93H219V92H217ZM105 94V93H104ZM108 94V93H107ZM169 94V93H168ZM167 94V95H168ZM201 94H203V95H201ZM206 94V95H207ZM89 95H91V96H93V100H92V104H90L91 103V101H90V103L88 102V104H86V103H84V101H83V97H85V96H89ZM131 95V94H130ZM167 95H165L163 98H167L166 96ZM169 95H172V94H169ZM216 95V96H215ZM120 96H122V95H120ZM124 96V95H123ZM132 96V95H131ZM173 96V95H172ZM189 96H190V94H189ZM169 97H171V96H169ZM220 97V96H219ZM130 98V97H129ZM132 98H133V96H132ZM190 98V97H189ZM207 98V97H206ZM21 98L20 97H17V101H19ZM185 99V98H184ZM127 100H129L128 98H127ZM130 100H131V102H132V99L130 98ZM163 100V99H162ZM174 100V99H173ZM172 100V101H173ZM191 100V99H190ZM205 100L207 101V102H205ZM123 101H125V100H123ZM122 101V102H123ZM157 101V100H156ZM155 101V102H156ZM164 101V100H163ZM175 101V100H174ZM263 101H264V99H263ZM87 102V101H86ZM122 102H121V104H122ZM128 102V101H127ZM131 102H129L130 104H131ZM159 102V101H158ZM177 102V103H178ZM184 101H182L181 103H183ZM186 102H188V101H186ZM186 102L184 103V104H186ZM260 102V103H259ZM124 103V102H123ZM161 105L163 104L162 102H159ZM159 103H158V105H159ZM175 103V102H174ZM194 103V104H193ZM259 103V104H258ZM264 103V102H263ZM152 104H154V103H152ZM156 104V103H155ZM151 105V106H149V108H146V109H150L148 112V120L145 122V120H144V122L145 123H138V121H132V120H134V118H132V117H134L135 116V113H124L126 116H127V118H129L128 120L130 121L131 120V125H127L128 126V128L126 129V128H124V127H120L119 126V128H113V129H107L108 131V133L109 132H111V133H115V135H116V139H117V143H118V145H120L121 147H122V151H123V155L120 153V156L119 157H121L122 156V158H123V161H122V165H121V167H117V166H115L116 164H114V166H112L111 164H109V166L111 167V168H109L107 171H104V172H107L109 175L108 176H110V175H113L114 176V174L116 175V176H119V175H117V173L120 171L122 174H121V177H127V178H125V180L127 181V179H129V180H131V181H137L140 177H141V175H144L143 174V171H144V165H146L147 163H151V161H153V158H154V155H156L155 153L157 152V153H160L161 151L160 150H162V151H164V152H167V151H174V150H176V151H178L179 150V148H181L180 146L181 145H185L187 142H188V137H190L194 132H197L195 129H193L192 128V124L194 125L195 124V120H194V116H195V114H197V112H194V111H191V112H189V111H187V110H189V108L188 109H186L185 110V107H183L182 109H181V107L179 108H177L176 110V112L177 113H175V115L172 117V119H171V122L170 121H168V122H170L169 123V125L168 126H165V124H163L164 126L163 127H165V128H163V130L165 131V130H169L168 131V133L172 136V137H175L177 140L175 141V142H173V143H168V142H166V140L165 141H163V139H161V137L165 134V133H167V131H165V133H163L162 132V135H161V132H159V131H162V130H160V129H162V128H160L159 129V131H157V127H156V125L158 124V122H156L157 121V119H158V115H161V113L159 112V110H158V108H157V106L156 105ZM123 105V104H122ZM132 105V104H131ZM137 105H139V104H137ZM160 105V106H161ZM166 105V104H165ZM165 105H163V108H164V106ZM169 105V104H168ZM191 105V102H190V105H189V107L190 106H192ZM128 107H129V105H127ZM178 106H179V104H178ZM181 106V105H180ZM186 106V105H185ZM193 106V107H194ZM225 105L223 104V109L225 108L224 107ZM263 106V109H264V105H262ZM124 107V106H123ZM139 107H141V106H139ZM151 107V108H150ZM167 107V106H166ZM165 107V108H166ZM122 108V107H121ZM125 108H126V105H125ZM138 108V107H137ZM137 108H135V111H136V109ZM161 108V107H160ZM191 108V107H190ZM127 109V108H126ZM129 109H131L130 107H129ZM168 109H170V106H168ZM167 109V110H168ZM222 109V110H223ZM259 109H260V107H259ZM123 110H125L124 108H123ZM162 110V109H161ZM164 110V109H163ZM192 110V109H191ZM262 109H260V111L258 110V113L260 112H262L261 111ZM142 110L140 109V113L142 114V112H144V111H142ZM170 111V110H169ZM169 111H167L168 113H169ZM173 110L171 109V112H172ZM47 111H45L44 109H43V107H36V108H34V107H30V106H28V105H25V107L23 108V110L21 111V115L20 116H22V121L23 122H19V121H16V119L14 120V121H12L13 122V124H15V126L17 127L16 128V130L15 131H12L11 130V132L10 133H8L6 136H3V137H8V139L7 140H9V138L11 137L10 135H15V136H12L13 137V139H14V137H16V135H19V137L21 136H23V134H21V123H24V124H22V125H25L26 127L25 128H28V130H29V128H32L33 127V125H35V123H37V122H39L40 120H42L43 119V117H44V115H45V113H46ZM122 112V111H121ZM128 112V111H127ZM139 111H137L136 113H138ZM199 112V111H198ZM246 112V113H245ZM250 112V111H249ZM255 112V111H254ZM254 112H253V117H254ZM264 112V111H263ZM262 112V113H263ZM123 113V112H122ZM158 113H160V114H158ZM162 113H163V111H162ZM258 113H256V114H258ZM259 113V114H260ZM262 113H261V115H262ZM170 114H172V113H170ZM200 114V113H199ZM246 114V115H245ZM249 114V113H248ZM250 114H251V112H250ZM256 114H255V116H256ZM121 115V114H120ZM123 115V114H122ZM124 115V116H125ZM143 115V114H142ZM118 116V117H117ZM139 116H141V115H139ZM145 116V115H144ZM143 116V117H144ZM168 116V115H167ZM203 116V115H202ZM259 116V115H258ZM257 116V117H258ZM264 116V115H263ZM90 117V116H89ZM92 117V116H91ZM92 117V118H93ZM122 117L123 116H120L119 118H121V122H122ZM137 117V116H136ZM142 117V116H141ZM204 117V116H203ZM250 117V116H249ZM126 118V117H125ZM132 118V119H131ZM139 118V117H138ZM171 118V117H170ZM201 118V117H200ZM58 119V120H59ZM89 119V118H88ZM144 119H146V118H144ZM196 119H197V117H196ZM203 119V118H202ZM208 119V120H209ZM259 119V118H258ZM263 119V118H262ZM57 120V119H56ZM57 120V121H58ZM127 120V119H126ZM125 120V121H126ZM138 120V119H137ZM140 120V119H139ZM142 120V119H141ZM159 120V119H158ZM256 120V119H255ZM56 121V122H57ZM88 121V120H87ZM117 121V123H118V120H116ZM205 121V122H206ZM256 121H258V120H256ZM7 123H8V125L10 124V121L8 122V121H6ZM56 122H54V123H56ZM90 121H88V123H89ZM98 122V123H99ZM112 122H113V120H112ZM111 122V123H112ZM133 122V123H132ZM165 122V121H164ZM254 122V121H253ZM259 122V121H258ZM54 123H52L51 122V124H53L54 125ZM116 123V124H117ZM120 123V122H119ZM157 123V124H156ZM161 123V122H160ZM197 123V122H196ZM112 124H114V123H112ZM167 124V123H166ZM253 124V123H252ZM260 124V123H259ZM262 124H264V123H262ZM100 125V126H101ZM253 125H257V123L255 122ZM261 125V124H260ZM259 125V126H260ZM88 126V125H87ZM114 126V125H113ZM112 126V127H113ZM137 126H139V127H141V130H143L144 129V131H145V129L149 132V133H145V135H141V136H138V134H135L136 132L135 131H137L136 130V128H138ZM250 126H252V125H250ZM14 127V126H13ZM98 127V126H97ZM96 127V128H97ZM110 127H111V125H110ZM118 127V126H117ZM187 127V128H186ZM195 127V126H194ZM263 127H264V125H263ZM15 128V127H14ZM34 128H35V126H34ZM33 128V129H34ZM91 128V127H90ZM143 128V129H142ZM159 128V127H158ZM7 129H8V127H7ZM6 129V130H7ZM11 129V128H10ZM13 129V128H12ZM95 129V128H94ZM98 129V128H97ZM52 130V129H51ZM106 130V129H105ZM104 130V131H105ZM138 130H140V128L138 129ZM140 130V131H141ZM9 131V130H8ZM92 131V130H91ZM96 131V130H95ZM103 131V132H104ZM247 131V132H246ZM58 132V131H57ZM94 132V131H93ZM241 132H242V134L245 132V134H243V135H237L238 133H240L241 134ZM253 132V131H252ZM259 132V131H258ZM5 133V132H4ZM6 134V133H5ZM57 134V133H56ZM140 134H141V132H140ZM257 134V133H256ZM10 137H9V136ZM253 135H251V136H253ZM258 135V134H257ZM51 136H54V135H51ZM248 136V135H247ZM18 137V138H19ZM20 137V138H21ZM27 137V136H26ZM26 137H24L25 139H26ZM160 137V138H159ZM240 138V137H239ZM5 139V138H4ZM28 139L30 140L31 138L30 137H28ZM56 139V138H55ZM72 139H75L74 141L72 140ZM238 139V138H237ZM3 140V139H2ZM6 140V141H7ZM11 140H12V138H11ZM10 140V141H11ZM18 139H16V141H17ZM21 141H22V143H23V140L22 139H20ZM54 140V139H53ZM53 140H52V142H53ZM95 140V139H94ZM5 142V141H4ZM8 142V141H7ZM15 142V141H14ZM31 142V140L29 141V143ZM38 141H36V143H37ZM13 143V142H12ZM16 143V142H15ZM17 143H18V141H17ZM25 143H27L26 141H25ZM24 143V144H25ZM29 143H28V145H29ZM32 143H35L34 142V140H33V142ZM49 143V142H48ZM47 143V144H48ZM39 144V143H38ZM0 145H3L2 143L0 144ZM10 145V144H9ZM9 145H7V147L9 146ZM13 145H14V143H13ZM20 145V144H19ZM23 145V144H22ZM21 145V146H22ZM33 145V144H32ZM44 145V144H43ZM43 145H41V146H43ZM4 146H6V145H4ZM15 146V148H16V144L14 145ZM13 146V147H14ZM20 146V150H22V147ZM27 146V145H26ZM31 146V145H30ZM30 146H28V147H30ZM67 146V145H66ZM186 146V145H185ZM3 147V146H2ZM23 147H25V146H23ZM32 147H34V146H32ZM35 147H37V146H35ZM44 147H45V145H44ZM69 147V146H68ZM97 147H98V145H97ZM9 148V147H8ZM11 148V147H10ZM66 148V147H65ZM65 148H63V149H65ZM13 150H14V148H12ZM24 149V148H23ZM40 149V148H39ZM42 149V148H41ZM46 149V148H45ZM47 149V150H48ZM66 149H69V148H66ZM72 149V148H71ZM183 149V148H182ZM4 150H6V148H3V150H0V151H4ZM25 150V149H24ZM37 150V149H36ZM44 150V149H43ZM46 150V151H47ZM50 150H48L49 152H50ZM101 150V149H100ZM158 150L160 151V152H158ZM33 151V150H32ZM34 151H35V148H34ZM40 151V150H39ZM45 151V152H46ZM61 151V150H60ZM63 151V150H62ZM68 151V150H67ZM70 151V150H69ZM68 151V152H69ZM1 152V153H2ZM5 152V151H4ZM26 152V151H25ZM36 152V151H35ZM41 152V151H40ZM39 152V153H40ZM44 152V153H45ZM48 152V153H49ZM59 152V151H58ZM26 153H28V151L26 152ZM31 153V152H30ZM51 153H53V152H51ZM56 153V152H55ZM67 153V152H66ZM71 153H73V152H71ZM37 154V153H36ZM46 154H47V152H46ZM50 154V153H49ZM54 154V153H53ZM68 154V153H67ZM44 154H42V156H43ZM106 155V154H105ZM46 156V155H45ZM62 156V155H61ZM71 156H73V158H75V156L74 155H71ZM158 156V155H157ZM47 157V156H46ZM50 157V156H49ZM60 157V156H59ZM63 157V156H62ZM65 157V156H64ZM82 157V158H81ZM93 157V158H92ZM102 157H103V155H102ZM101 157V158H102ZM105 157V156H104ZM160 157V156H159ZM45 158V157H44ZM52 158V157H51ZM70 158V157H69ZM68 158V159H69ZM76 158H75V160H76ZM106 158V157H105ZM104 158V159H105ZM155 158H156V156H155ZM165 158V157H164ZM59 159V158H58ZM61 159H64L65 160V158H61ZM88 159V158H87ZM54 160H55V158H54ZM60 160V159H59ZM100 160V159H99ZM103 160V159H102ZM68 161V160H67ZM77 161H78V159H77ZM90 161V160H89ZM95 161V160H94ZM98 161V160H97ZM101 161V160H100ZM120 161V160H119ZM121 162V161H120ZM67 163H69V162H67ZM73 163V162H72ZM77 163V162H76ZM75 163V164H76ZM93 163V162H92ZM94 163H96V162H94ZM112 163V162H111ZM118 163V162H117ZM71 164V163H70ZM121 164V163H120ZM88 165H89V162H88ZM88 165H87V167H88ZM91 165V164H90ZM93 165V164H92ZM108 165V164H107ZM95 167H96V165H94ZM120 166V165H119ZM90 168H91V166H89ZM82 168V167H81ZM90 168H89V170L88 171H90ZM93 168V167H92ZM97 168V167H96ZM96 168H94V169H96ZM102 168V167H101ZM76 169V168H75ZM78 169V168H77ZM80 169V168H79ZM98 170L100 169V168H97ZM104 169V168H103ZM102 169V170H103ZM148 169V168H147ZM86 169H85V167H84V171H85ZM145 170H146V168H145ZM149 170V169H148ZM81 171V170H80ZM87 171V172H88ZM93 171H96V170H93ZM150 171V170H149ZM148 171V172H149ZM99 172V171H98ZM102 172V171H101ZM89 173V172H88ZM91 173V172H90ZM97 173V172H96ZM151 173V172H150ZM87 174V173H86ZM91 174H93V172L91 173ZM99 175L101 174V176H102V174H103V172L102 173H98ZM97 174V175H98ZM152 174V173H151ZM90 175V174H89ZM104 175V178L105 177H107V176H105V174H103ZM122 175H124V176H122ZM155 175V174H154ZM154 175H150L151 177H153ZM149 176V175H148ZM111 177V176H110ZM110 177H109V180L111 181L112 180V178L110 179ZM145 177H147V176H145ZM156 177V176H155ZM97 178H100L99 176L97 177ZM119 178V177H118ZM148 178V177H147ZM101 179H102V177H101ZM121 179V178H120ZM141 179V178H140ZM139 179V180H140ZM156 179H157V177H156ZM106 180V179H105ZM116 180V179H115ZM115 180H113V181H115ZM122 180V179H121ZM99 181H102V180H100L99 179ZM108 180H106L105 182H107ZM124 181V180H123ZM125 181V182H126ZM147 181H149V180H147ZM152 182H153V180H151ZM109 182V181H108ZM116 182H118V181H116ZM122 182V181H121ZM120 182V183H121ZM141 182V181H140ZM139 182V183H140ZM103 183V182H102ZM131 183V182H130ZM136 183V182H135ZM139 183H137V184H139ZM142 183H143V181H142ZM146 183V182H145ZM151 183V182H150ZM104 184V183H103ZM114 184V183H113ZM136 184V185H137ZM117 185H118V183H117ZM129 185V184H128ZM132 187L134 186V183H133V185L132 184H130ZM145 185V184H144ZM143 185V186H144ZM147 185V184H146ZM116 186V185H115ZM139 186V185H138ZM142 186V185H141ZM118 187H120L121 188V186H120V184H119V186ZM123 187V186H122ZM125 187H127V186H125ZM124 187V188H125ZM129 187V186H128ZM134 189H135V187H134ZM129 189H127V191H128ZM131 191V190H130ZM25 230V229H24ZM26 232V231H25ZM28 232V231H27ZM27 232H26V234H27ZM30 232V231H29ZM30 234V233H29Z\"/></svg>",
    "mask_w": 264,
    "mask_h": 264
}]
</instances>
